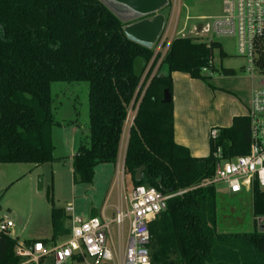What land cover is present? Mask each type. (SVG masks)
I'll list each match as a JSON object with an SVG mask.
<instances>
[{
	"label": "trees",
	"instance_id": "trees-1",
	"mask_svg": "<svg viewBox=\"0 0 264 264\" xmlns=\"http://www.w3.org/2000/svg\"><path fill=\"white\" fill-rule=\"evenodd\" d=\"M124 25L98 0H0V164L40 166L56 160L52 131L62 123L54 118L53 82L88 84V141L72 160L75 184H91L98 165H116L127 107L135 117L123 161L131 187L163 192L192 188L214 174L217 147L225 159L248 152L247 116H235L231 126L217 129L208 157L192 156L174 140L171 74L181 72L202 81L210 77L204 69L232 74L209 62L214 49L221 59L226 56L220 44L174 38L145 89L133 63L138 57L145 63L152 52L128 40ZM162 70L167 74L159 77ZM164 90L169 103L162 102ZM140 167L142 177L136 180ZM250 193L252 217H264V191L254 182ZM47 201L52 237L36 241L54 244L70 229L64 208L55 207L50 191ZM166 205L150 224L151 264H264V231L217 230L215 186L194 188ZM16 243L0 237V264L21 261L15 255Z\"/></svg>",
	"mask_w": 264,
	"mask_h": 264
},
{
	"label": "rangeland",
	"instance_id": "rangeland-1",
	"mask_svg": "<svg viewBox=\"0 0 264 264\" xmlns=\"http://www.w3.org/2000/svg\"><path fill=\"white\" fill-rule=\"evenodd\" d=\"M168 1V4L160 11L161 14L165 15L166 19L170 17V9L173 5L172 0ZM178 8L180 10L179 28L186 30L184 36L192 38L195 42H202L206 41V37L196 35L193 26L206 24L208 17L221 14L222 0H178ZM215 42L220 44V49L226 56L221 59L219 49H214L211 61L218 70L221 67L231 69L233 71L232 74L221 75L217 72H203L204 75L210 74L207 81L194 79L186 82L178 81L184 75L183 73L173 72L171 74V81L173 82L171 99L173 106L176 105L178 108L176 100L178 99L177 101H179L181 99L179 96L187 100L189 104L187 108L189 114L188 122L193 123L191 127L194 126L193 137L186 130H183L182 134L197 146L203 140L204 152L202 154L205 153V157L210 155L211 130L228 128L231 126L234 116L245 117L248 115L247 109L251 100L250 92L257 83L247 71L246 61L239 57L235 40L225 38ZM51 84L55 120L62 123V126L65 125L67 127L71 121L78 125H83L88 105V84L63 82H53ZM131 113L133 115V112ZM62 120H66L65 122H68V124H64ZM128 124L129 121L126 125ZM199 130L201 131L198 133L197 131ZM56 131H61V129L55 127V134ZM54 137V142L57 144L56 155L57 157H64L56 158L52 163L36 166L31 177H20L22 175L19 170L20 168L32 169L33 166L31 164H2L10 166L14 171L12 173L13 183L5 190L0 191V218L7 214L13 220L15 229L12 235L13 238L17 239V242H22L25 239L34 241L51 239L52 229L49 221L48 191H50L55 207L64 208L71 202L76 213L80 215H86L85 213H88L91 207L99 208L109 191V177L105 181L106 184L103 182L102 184L97 183L96 189H91L89 185L75 184L67 162L68 157L62 155L58 143L60 137L59 141L58 137ZM125 140L126 138L122 141L119 152L121 162L124 155ZM118 169L119 174L111 188V192L113 191L111 200L117 198L120 190L122 191L121 200L124 206L125 198L132 184L130 179L128 181V176L121 171V165ZM39 173H43L45 177L44 184ZM215 190L217 204L216 221L219 232L248 233L254 230L264 231V217L253 218L251 215L250 192L244 191L240 194H229L223 184H216ZM65 224L67 226V222ZM64 237H59L58 241L64 240ZM17 264L26 263L21 259Z\"/></svg>",
	"mask_w": 264,
	"mask_h": 264
},
{
	"label": "built area",
	"instance_id": "built-area-1",
	"mask_svg": "<svg viewBox=\"0 0 264 264\" xmlns=\"http://www.w3.org/2000/svg\"><path fill=\"white\" fill-rule=\"evenodd\" d=\"M172 1L170 17L166 19L163 15L162 30L150 49L152 54L144 63L140 75V85L146 82L145 89L161 69L172 40L186 37V30L179 28L178 0ZM221 9V14L208 17L206 24L193 26L194 33L206 37V41H202L206 45L213 40H235L239 57L246 61L247 71L257 81L251 89V100L247 109L250 132L248 152L225 159L222 150L217 147L214 150L217 158L214 174L192 188L163 192L144 185L130 187L126 207L117 211L112 218L92 216L83 219L76 213L72 203L67 204L64 210L69 234L64 240H57L54 244L41 241L26 244L18 241L15 255L23 262L151 264L150 224L166 209L170 199L182 196L197 187L216 184H223L229 194L250 192L254 182L264 191V0H222ZM153 16L146 18L151 20ZM209 62L212 63L211 60ZM203 72L210 71L204 69ZM210 133V140L215 142L219 136L218 130L213 129ZM14 228L13 220L4 214L0 218V237L9 236L15 239L12 235Z\"/></svg>",
	"mask_w": 264,
	"mask_h": 264
},
{
	"label": "crops",
	"instance_id": "crops-1",
	"mask_svg": "<svg viewBox=\"0 0 264 264\" xmlns=\"http://www.w3.org/2000/svg\"><path fill=\"white\" fill-rule=\"evenodd\" d=\"M183 74L184 75L181 76L180 79L178 80L179 82H181V81L186 82V81L194 80L192 78L190 79L187 74H185V73H183ZM179 97L181 99L179 101H177L178 99L176 100V103L178 104L177 105L178 108L176 107V105L173 106L174 140L176 141V143L187 147L188 150L191 152L192 156L205 157V153L202 154V152H204L203 151V145H204L203 140H201L199 142V145L197 146L194 143H191L188 139L185 138L184 134H182V131L186 130L187 133L191 137H193L194 126L191 127V125H193V123L188 122V116H189L188 109H187L189 107L188 101L185 100L184 98H182L181 96H179ZM84 119H85V122L83 125L82 124L78 125V124L73 123V122L68 124V122H65L66 120H62V122L64 124H68V127L65 125L64 126H62V125L56 126L57 128L61 129V131H56V134H55L54 133L55 127L53 128V131H52L53 143L55 146L53 155L57 159L64 157V156L57 157V155H56L57 144L54 142V140H55L54 136L58 137V141H59V137H60V141L58 143H59V146L61 148L62 155H66V157H68L67 162L70 166V172H72V160H73V157L75 156V154L77 152V149L81 146V144H86V142L88 141V136H87L88 123H89L88 105L86 108V115H85ZM130 126H131V122L129 121V124L125 126V129H124L123 134H122V136H123L122 141H124V139L126 138V140L124 142L125 147H124L123 153L125 152V148H126L127 141L129 138L128 133H129ZM200 131L201 130H199L197 132L199 133ZM122 141H121V143H122ZM120 147H121V144H120ZM120 149H119V152H120ZM58 155H61V154H58ZM119 155H120V153H119ZM124 156H125V153L123 155L122 162L120 160V157H118V160H117V163L115 166L112 164H109V163H105V164H101V165H98L95 167V169H94L95 175H94L93 182L91 184H88V185L91 186L90 187L91 189H96L97 183L102 184V182H103L104 184H106L105 181L109 177L110 178L109 187H108L109 191L107 192L106 197H105L104 201L100 204L99 208L98 207L97 208L91 207L89 212L85 213L86 215H80L78 213V215H80L83 219H88V217H92L93 215L101 216L104 218H112L117 211L124 209L126 202H127L128 194L125 198L124 206H123L122 200H121L122 191H120V190H119L117 198L115 200H111V196L113 193V191L111 192V190H112L111 188L113 187L114 181H115L117 175L119 174L118 173V167L120 165H122V163L124 161ZM54 163H56V162H54ZM32 166H33L32 169L20 168L19 170L21 171V175H22L20 177H23V178L31 177L33 174L32 172H33L34 168H36V165H32ZM13 171L14 170L12 168H10V166H5V165L0 164V191L3 189L5 190L6 188H8V186H10L13 183V179H12ZM40 176H42V182L44 184L45 177H44L43 173H41ZM128 181H129V176H128ZM114 188H115V186H114ZM70 203H68V204H70ZM29 240H31V239H25L22 242L29 241Z\"/></svg>",
	"mask_w": 264,
	"mask_h": 264
},
{
	"label": "water",
	"instance_id": "water-1",
	"mask_svg": "<svg viewBox=\"0 0 264 264\" xmlns=\"http://www.w3.org/2000/svg\"><path fill=\"white\" fill-rule=\"evenodd\" d=\"M101 2L118 20L124 25V34L128 40L135 44H139L148 49L153 47V44L162 30L164 16L160 13L168 0H98ZM154 15L152 19L146 18ZM134 75L140 77L145 66L144 60L138 57L134 61ZM166 71L162 70L159 77L166 76ZM163 103L171 101L168 90H164ZM125 105V103H123ZM128 121L131 126H135L134 118L131 109L126 108ZM144 167L137 169L136 180L142 177Z\"/></svg>",
	"mask_w": 264,
	"mask_h": 264
}]
</instances>
